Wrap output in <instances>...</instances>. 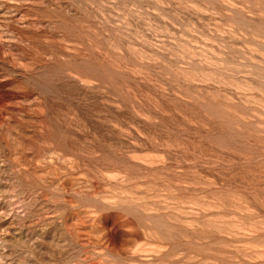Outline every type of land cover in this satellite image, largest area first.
<instances>
[{
	"label": "rangeland",
	"instance_id": "1",
	"mask_svg": "<svg viewBox=\"0 0 264 264\" xmlns=\"http://www.w3.org/2000/svg\"><path fill=\"white\" fill-rule=\"evenodd\" d=\"M0 264H264V0H0Z\"/></svg>",
	"mask_w": 264,
	"mask_h": 264
}]
</instances>
